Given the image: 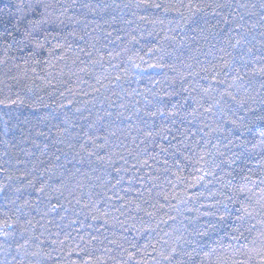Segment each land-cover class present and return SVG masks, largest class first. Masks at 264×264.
I'll return each instance as SVG.
<instances>
[{"label": "trees", "instance_id": "16d2710c", "mask_svg": "<svg viewBox=\"0 0 264 264\" xmlns=\"http://www.w3.org/2000/svg\"><path fill=\"white\" fill-rule=\"evenodd\" d=\"M0 264H264V0H0Z\"/></svg>", "mask_w": 264, "mask_h": 264}, {"label": "snow or ice", "instance_id": "6c2138e0", "mask_svg": "<svg viewBox=\"0 0 264 264\" xmlns=\"http://www.w3.org/2000/svg\"><path fill=\"white\" fill-rule=\"evenodd\" d=\"M51 5H47L46 7H50ZM155 66H158V65H154ZM233 99H235V97H233ZM13 103H15V101H13ZM208 111H211V109H208Z\"/></svg>", "mask_w": 264, "mask_h": 264}]
</instances>
